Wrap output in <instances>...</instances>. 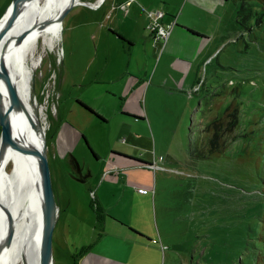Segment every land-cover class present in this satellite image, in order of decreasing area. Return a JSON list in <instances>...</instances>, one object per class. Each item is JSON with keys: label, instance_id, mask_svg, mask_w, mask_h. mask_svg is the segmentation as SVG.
Instances as JSON below:
<instances>
[{"label": "rangeland", "instance_id": "1", "mask_svg": "<svg viewBox=\"0 0 264 264\" xmlns=\"http://www.w3.org/2000/svg\"><path fill=\"white\" fill-rule=\"evenodd\" d=\"M115 2L104 0L97 8L73 5L53 47L41 39L35 47L39 62L31 68V100L45 124L51 183L60 207L53 264H78L81 251L95 241L93 249L112 255L113 264H252L248 256L264 252V0H188L184 12L182 0L176 10L205 38L207 59L197 74L202 89L181 97L158 92L147 99L137 89L118 96L109 90H116L109 81L87 92L96 75L98 82L116 74L119 47H128V40L117 35V18L127 5L110 12ZM10 3L0 0V19ZM130 8L135 12L137 5ZM138 13H143L139 7ZM144 30L147 37L149 29ZM145 40L141 37L137 45L140 60L147 58ZM95 47L103 53L96 55ZM124 58L126 63L129 55ZM233 101L238 108L236 138L222 153L202 156L205 122ZM80 105L102 113L88 130L78 125L77 114L90 116ZM122 107L143 119L132 122ZM122 118L128 123L125 133L118 126ZM112 151H126L150 166L131 161L126 171L116 168L102 178L111 160L122 162ZM70 156L85 169L83 181L65 170ZM11 167L10 162L6 168ZM100 182L113 193L106 196V205L94 196ZM122 185L131 192L123 194Z\"/></svg>", "mask_w": 264, "mask_h": 264}, {"label": "bare ground", "instance_id": "2", "mask_svg": "<svg viewBox=\"0 0 264 264\" xmlns=\"http://www.w3.org/2000/svg\"><path fill=\"white\" fill-rule=\"evenodd\" d=\"M72 1L74 5L88 3L96 6L98 0H32L21 12L10 32L12 36L22 30H28L29 33L18 45L14 44L12 39L4 50L0 45V56L3 55L19 97L35 121H40L36 105L31 100L30 89L31 68L39 62L34 56L35 47L40 39L47 47H53L54 42L59 39L61 29L57 16ZM0 90L5 92L1 82ZM1 94L6 104V95ZM42 109L39 107L41 115ZM10 120L13 134L19 137L23 144L41 146L40 132L31 126L22 110L13 112ZM41 125L45 132V124ZM10 162L12 167L8 170L6 166ZM41 208L42 194L35 156L6 146L0 150V264H39ZM4 209L9 212L13 221L12 237L8 243L5 241L8 222Z\"/></svg>", "mask_w": 264, "mask_h": 264}, {"label": "crops", "instance_id": "3", "mask_svg": "<svg viewBox=\"0 0 264 264\" xmlns=\"http://www.w3.org/2000/svg\"><path fill=\"white\" fill-rule=\"evenodd\" d=\"M181 1L182 0H162L160 4H157V2L154 0H116L115 4L114 3L112 4L110 12L112 10H116V8L119 6L125 7V5H127L126 12L124 15H122L121 19H119V15H118L117 24L119 25L118 28H120V30L118 31L117 35L120 36L122 35L128 40V47L126 48V50L122 44L119 47L118 51L119 54L122 56V59L117 61V63L121 62V65L119 70L116 72V74H114L113 77L106 76L108 80L102 77L103 79L99 80L98 82L96 81L98 79L97 78L98 75H96L94 78L95 81H91V80L89 81L92 83L91 85L88 86L89 88L87 87L88 88L87 92L90 90L91 87L95 86L96 83H100L101 81H106V83L108 81L111 83L114 82L116 90L115 89L112 90L110 88L109 90H111L118 96H124L126 92L130 90L136 91L137 89L138 93L140 95L142 94L144 99H147L150 94H155L158 92L168 95H176L180 97L184 96V94L191 95L192 93L198 92V87H197L199 86L198 85L199 78L197 79L198 68L207 59L206 54L204 53L205 38H203L204 35H202L201 29L197 27H193L189 19L185 17V14H183L186 2L188 0H185V4L183 5V9H182L183 12L180 10V8L176 10L179 7ZM135 4L137 5V10L135 11L137 14H135L134 10L132 11L130 8L132 5ZM113 6H115L114 9ZM138 7L141 8L143 11L141 16H139ZM93 8H97V7H93ZM145 9H160L165 12V16L163 17V22L166 23L175 18L176 23L180 25V26H176V25L174 26L166 42L161 43L160 41H158L151 34L150 30L148 31L147 37L144 36V34H146V31L144 29L145 28L149 29L148 25L150 23V19L146 14ZM119 12L121 13V11ZM108 14H106L105 17L110 18L111 15L108 16ZM99 25H100L99 27L101 28L103 27V23H99ZM111 28L115 30V28L113 27ZM189 29L192 32L191 31L189 32ZM204 34H206V32H204ZM140 36L146 38L145 42H147L149 45V49L146 53L147 58L143 60H140L137 57V45L139 40H141ZM102 37L103 35L101 34L96 36L98 42L101 41ZM98 50L103 53V50H101L99 47H95L96 55H98ZM153 51L154 54H152ZM126 55H129V58L126 60V63H124L123 60L125 59L124 56ZM154 55L157 56L153 57ZM199 56L201 57L200 59H198L195 65L194 62ZM132 58L135 59V62L132 61ZM122 81L125 84L122 83ZM142 82L144 83V87L140 88ZM137 83L140 84L137 86V88H135V84ZM122 87L125 88L122 89ZM83 101L86 103V105L91 106L88 103L89 102L88 99H84ZM80 107L83 108L86 112H88L90 116L77 114L78 122H79L78 125H80L83 129L88 130L89 129L88 126L92 125L93 121L95 120L94 118L96 116L93 113H91L88 109H86L84 106L80 105ZM121 110L129 112L125 114L134 118L132 119V122L137 121L139 119H143L139 117L141 113L133 111L130 108L122 107ZM97 113H99V115L100 114L102 115V113L99 111ZM135 114H138V116ZM127 124L128 123H126V118H122L119 120L118 126L120 130H123L124 133H125L124 130H126V128L128 127ZM118 144L119 142L112 145H118ZM116 150H120V149L116 148ZM91 152L92 155L96 157V153H94L92 150ZM123 152L124 153L119 151L111 152L112 154L119 156L122 162H120V164H117L114 163V160H111L110 168L105 170L104 174L106 175L102 176V178L111 174L116 168L119 169L120 171H126L132 166V164H135V162L136 164H138L139 161L137 162L131 157L127 156V154H125L128 152L126 151ZM86 155L87 156L85 162L86 164H90L91 154L87 152ZM131 161L133 162L132 164ZM141 165H143V163H141ZM100 174H98L95 178L97 179ZM103 184L104 182H100L97 185L94 196L96 198L99 195L98 196L99 200L106 205L107 204L106 196H111L113 195V193L110 192V187L109 188L107 187L106 189L105 187L102 188ZM122 186H123V192H122L123 194H129L131 192V189H128L126 185H122ZM112 191L115 192L114 190ZM96 205H98V202H96ZM96 242L97 241L90 243L88 245L89 248L85 247L87 248V250L81 251L79 257L77 258L78 264H113L114 263L113 261L115 260L112 255H106L108 253L95 251L93 249V245Z\"/></svg>", "mask_w": 264, "mask_h": 264}, {"label": "water", "instance_id": "4", "mask_svg": "<svg viewBox=\"0 0 264 264\" xmlns=\"http://www.w3.org/2000/svg\"><path fill=\"white\" fill-rule=\"evenodd\" d=\"M31 1L32 0H11L10 5L6 9V12L1 17L0 45H2L3 50L7 48L10 39L13 40L14 44L18 45L21 41L24 40L26 35L29 33L28 30H22L21 32H19L18 34H14L13 36L10 34L19 15L26 7L29 6ZM73 5H74V1H72L66 7L63 8V10L57 16L58 22L60 23L62 22L64 16L73 7ZM114 8L115 6H113V9ZM109 15L110 14H108V16ZM42 24L44 25L45 22H42ZM176 26H180V25L176 23ZM0 82L3 85V89H5V92H1L0 90V150L2 151L6 146H12L18 150L32 153L36 158L39 178H40L41 194H42V208H41L42 234L39 245V264H53L52 239H53V231L56 224L59 209L51 183L49 164L46 154L45 132L40 121L33 120V118L28 114L21 98L19 97V94L17 92V87L13 83L12 77L6 68L3 55L0 56ZM1 93H4L6 95L7 98L6 104H4L3 102V96ZM199 104L200 102H198V105ZM86 109H88L93 114L95 113L94 110L88 106H86ZM19 110H22L24 114L27 116L31 126L40 132L41 135L40 147H35L29 143L23 144L20 138L13 134L10 116L12 115L13 112L16 113ZM94 115L100 117V115L96 113ZM134 160L142 163L141 160H137V159ZM75 161L77 162V160ZM143 165H149V164L143 163ZM4 212L6 214V218L8 222V229H7L5 241L6 243H8L12 237L13 221L11 215L6 209H4Z\"/></svg>", "mask_w": 264, "mask_h": 264}, {"label": "trees", "instance_id": "5", "mask_svg": "<svg viewBox=\"0 0 264 264\" xmlns=\"http://www.w3.org/2000/svg\"><path fill=\"white\" fill-rule=\"evenodd\" d=\"M242 11H244L243 5L240 8L241 13ZM190 31L191 30L189 29V32ZM201 89L202 87L198 86V90ZM237 124L238 108L236 103L233 101L227 106L224 112H222L221 114H214L210 116L209 119L205 122L200 138L202 146L200 148V154L202 156H210L222 153V151L227 146V142L232 141L236 138V134L234 131ZM141 162L145 164H150L145 161ZM261 198V204L264 206V192L262 193ZM95 209L98 212L100 210L98 205H96ZM99 218H101V215H99ZM262 229H264V226ZM83 250H87V248H84ZM262 255H264V252H261L256 257L248 256V260L252 264H264L262 261ZM260 261H262V263H260Z\"/></svg>", "mask_w": 264, "mask_h": 264}, {"label": "built area", "instance_id": "6", "mask_svg": "<svg viewBox=\"0 0 264 264\" xmlns=\"http://www.w3.org/2000/svg\"><path fill=\"white\" fill-rule=\"evenodd\" d=\"M102 2L103 0H98L95 7H98ZM146 14L150 19L148 27L151 34L161 43L166 42L176 24L175 18L166 23L163 22L165 12L160 9H148Z\"/></svg>", "mask_w": 264, "mask_h": 264}, {"label": "flooded vegetation", "instance_id": "7", "mask_svg": "<svg viewBox=\"0 0 264 264\" xmlns=\"http://www.w3.org/2000/svg\"><path fill=\"white\" fill-rule=\"evenodd\" d=\"M66 157L65 154H63V158ZM70 158V169L65 166V170L69 171V174L71 177L77 179V181H83L85 179V177L83 176L85 169L83 167H79V165L77 164V162L72 158V156L69 157Z\"/></svg>", "mask_w": 264, "mask_h": 264}]
</instances>
